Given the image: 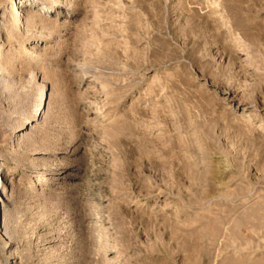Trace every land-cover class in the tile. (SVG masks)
<instances>
[{
	"label": "rangeland",
	"instance_id": "374dc122",
	"mask_svg": "<svg viewBox=\"0 0 264 264\" xmlns=\"http://www.w3.org/2000/svg\"><path fill=\"white\" fill-rule=\"evenodd\" d=\"M0 194V264H264V0H0Z\"/></svg>",
	"mask_w": 264,
	"mask_h": 264
},
{
	"label": "bare ground",
	"instance_id": "6f19581e",
	"mask_svg": "<svg viewBox=\"0 0 264 264\" xmlns=\"http://www.w3.org/2000/svg\"><path fill=\"white\" fill-rule=\"evenodd\" d=\"M45 111V110H44ZM0 196H1V194H0Z\"/></svg>",
	"mask_w": 264,
	"mask_h": 264
}]
</instances>
